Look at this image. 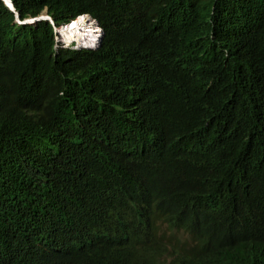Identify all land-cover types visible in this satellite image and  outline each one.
I'll return each mask as SVG.
<instances>
[{
    "label": "trees",
    "instance_id": "1",
    "mask_svg": "<svg viewBox=\"0 0 264 264\" xmlns=\"http://www.w3.org/2000/svg\"><path fill=\"white\" fill-rule=\"evenodd\" d=\"M11 2L53 23L0 0V264H145L154 223L264 264V0Z\"/></svg>",
    "mask_w": 264,
    "mask_h": 264
},
{
    "label": "clouds",
    "instance_id": "2",
    "mask_svg": "<svg viewBox=\"0 0 264 264\" xmlns=\"http://www.w3.org/2000/svg\"><path fill=\"white\" fill-rule=\"evenodd\" d=\"M20 21H23V19ZM65 23H61V25ZM59 40L56 36V41ZM60 42L62 45H68L65 44L67 43L66 41L60 40ZM98 44L99 42H95L92 46L80 47H95ZM106 205L108 204L106 203ZM121 221L110 222V226L115 233L121 228ZM136 251L143 257L145 264H189L196 256L195 240L189 230L185 227L168 223H154L151 233L137 245ZM223 258L228 264H234L228 257L225 256Z\"/></svg>",
    "mask_w": 264,
    "mask_h": 264
},
{
    "label": "bare ground",
    "instance_id": "3",
    "mask_svg": "<svg viewBox=\"0 0 264 264\" xmlns=\"http://www.w3.org/2000/svg\"><path fill=\"white\" fill-rule=\"evenodd\" d=\"M79 18L83 17L77 16L74 20L70 21L69 23H65L64 25L58 26L56 28L57 38L66 42L74 40V42L79 45L94 44L99 38V33L94 30L93 25L91 23L87 22L85 19Z\"/></svg>",
    "mask_w": 264,
    "mask_h": 264
},
{
    "label": "water",
    "instance_id": "4",
    "mask_svg": "<svg viewBox=\"0 0 264 264\" xmlns=\"http://www.w3.org/2000/svg\"><path fill=\"white\" fill-rule=\"evenodd\" d=\"M2 1H3V3H4L8 8H10L11 10L14 11V19H15L16 21H18V22H32V21H35V20H37V19H39V18H45V19H48L51 23H53L52 18H51L50 16H48L47 13H39V14H37V15H35V16L28 17V18H26V19H23V21H20V19L18 18L17 11L14 9L11 0H2ZM41 14H43V15H41ZM87 15H88V14H87ZM88 16H89V15H88ZM95 22H96V21H95ZM96 25H97V24H96ZM58 26H61V24H60V25H54V24H53V30H54L55 34H56V28H57ZM98 33H99V38H98V40L96 41L97 43L99 42V39H100V37H101V32H98ZM75 44H76V43H75ZM77 45H79V44H77ZM79 46H92V45L80 44Z\"/></svg>",
    "mask_w": 264,
    "mask_h": 264
},
{
    "label": "rangeland",
    "instance_id": "5",
    "mask_svg": "<svg viewBox=\"0 0 264 264\" xmlns=\"http://www.w3.org/2000/svg\"><path fill=\"white\" fill-rule=\"evenodd\" d=\"M40 13H46V12H44V11H42V12H40ZM41 15H43V14H41ZM81 16V17H83L87 22H89V23H91L92 25H93V28H94V30L95 31H97V32H101V26L99 25H96V24H98L97 23V21L93 18V17H90V16H88L87 15V13H80V14H76V15H74L72 18H74L75 16ZM71 18V19H72ZM87 18H89V19H87ZM96 21V22H95ZM59 25V24H58ZM95 25V26H94ZM56 36H57V34H55L54 35V39L56 40ZM58 43L60 42V40L59 41H57ZM61 43V42H60ZM62 44V43H61ZM65 44H68V45H70V46H73V47H80L79 45H77V44H75V42H74V40H70V41H68L67 43H65Z\"/></svg>",
    "mask_w": 264,
    "mask_h": 264
}]
</instances>
